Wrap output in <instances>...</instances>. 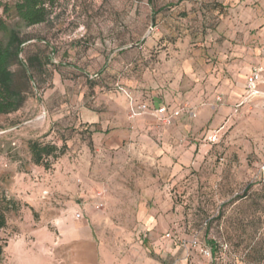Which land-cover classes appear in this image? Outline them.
<instances>
[{
    "label": "rangeland",
    "instance_id": "obj_1",
    "mask_svg": "<svg viewBox=\"0 0 264 264\" xmlns=\"http://www.w3.org/2000/svg\"><path fill=\"white\" fill-rule=\"evenodd\" d=\"M115 1L79 0L71 9L63 0L54 24L20 28L24 55L37 54L46 62L44 70L32 69L45 91L38 97L30 89L24 107L0 119L4 254L10 249L39 253L47 264H138L146 261L144 253L164 261L170 256L164 243L145 237L150 233L141 227L139 214L144 207L164 214V202L170 200L168 214L177 221L170 223L171 237L166 232L163 237L171 247L187 255L182 242L200 233L202 220L211 219L206 241L213 236L224 240L228 250L209 264H264V179L258 178L264 162V107L254 101L236 109L247 74L264 62L259 30L251 29L249 21L234 18L222 26L213 18L206 45L199 41L203 19L194 4L174 16L147 18L135 13L138 0ZM183 1L191 0H166L168 7ZM15 2L0 0V18H7L4 5ZM8 19L18 22L13 12ZM116 46L125 49L113 60L133 67L105 65ZM161 65L163 75L171 69L179 73V90H171L170 80L159 89L140 86ZM12 70L25 75L20 65ZM117 83L137 92L138 104L157 98L171 110L184 109L166 127L167 139L179 152H166L169 164L139 153L134 127L160 124L151 115L131 118ZM160 90L169 97L154 95ZM87 113L101 114L104 121L90 126L83 121ZM31 142L54 144L64 153L38 165ZM81 208L85 219L78 221L75 213ZM185 214L187 228L180 223ZM190 254L191 259L196 253Z\"/></svg>",
    "mask_w": 264,
    "mask_h": 264
},
{
    "label": "crops",
    "instance_id": "obj_2",
    "mask_svg": "<svg viewBox=\"0 0 264 264\" xmlns=\"http://www.w3.org/2000/svg\"><path fill=\"white\" fill-rule=\"evenodd\" d=\"M90 1V0H86ZM116 4L122 5L123 0H116ZM136 7H135V13L143 16V17H150V18H167L168 15L174 16L177 13L180 12H186L191 9L193 4L196 7V12L200 16V18L203 19L202 27H201V34H199V41L203 44H208V38H212L210 29H209V22L210 19L217 18L218 20L223 21L221 25L223 26L224 23L228 24L230 20L232 19H240L244 21H249L251 29H258V35L257 41H259V45L263 43L264 39V0H191V1H183L179 4V6L176 7H168V2L166 0H160L159 6L155 5V0H138L135 1ZM250 5H255L254 8H250ZM120 9L122 7L119 6ZM169 10V11H168ZM44 25V24H43ZM125 48H118L115 47V51L113 55H110L108 59H105V65L112 66V65H118L127 68L133 67V64H118L117 60H113V56L117 55L122 52ZM263 56H264V48H263ZM171 65V64H170ZM188 65H185L187 67ZM261 66L264 68V62H260L259 64H256L253 67ZM167 67V66H163ZM154 75L150 76L148 73L146 74V83L142 84L140 83V86H143L147 89L156 88L159 89V87H166V81L170 80L169 86L171 87V90L177 91L180 89V85L178 84V81H175V77L179 78V73L174 72V70H170L165 72L166 75H163L162 72L164 70L162 69V65L155 68L153 71ZM183 71H180V74L183 75ZM250 73V71H249ZM248 73V74H249ZM247 74V75H248ZM178 75V76H177ZM192 77H195L197 79L200 75L196 74L194 71L192 74H190ZM155 77V78H154ZM247 77V76H246ZM137 79H134L135 83H138L136 81ZM127 81V79L122 80ZM163 83V84H162ZM118 84V83H117ZM128 90V89H127ZM131 92V91H130ZM119 93V92H118ZM157 93H164L166 96L169 97L168 92L161 91L160 92H154V95H157ZM121 96L125 97L123 94L119 93ZM135 99L137 100V92H132ZM126 98V97H125ZM127 99V98H126ZM153 104H149L148 107L149 110L146 115H151L154 117V111L155 109L166 106L164 103H160L159 99L154 98ZM154 105V108L151 111V106ZM168 108V107H167ZM169 109V108H168ZM169 111H172L169 109ZM101 114L96 113H87L83 114V121L84 123L89 124L90 126H95L101 123ZM156 120V118L154 117ZM104 121V119H102ZM158 122V121H157ZM103 123V122H102ZM160 125H154L149 126L146 124H138V127L135 126V130L133 132V140L137 143V147L139 149V153H143V157H146L149 161H156L157 159L161 158V162L164 164H169L171 162V159L169 158L168 153H175L176 148H174L175 145H173L170 140H168V135L166 131V127H163L160 122H158ZM104 124V123H103ZM108 124V122H106ZM161 126V127H160ZM150 134V135H149ZM152 137L149 138V136ZM160 145L163 146V148H160ZM176 149V150H175ZM166 152H168L166 154ZM179 153V152H176ZM158 161V160H157ZM161 202H164L161 199ZM164 214H160L161 212L156 211H149L145 207L141 209L139 214V220L141 221V227L146 230V232L150 233L149 235H145V237H148L153 244L160 245L164 243L163 248L165 251H168L169 257L167 260H160L159 258L152 257L145 254V260L142 263L138 264H189V260L191 262H200L202 264H209V260H206L198 255H193V258H187L186 253L183 254L181 249L179 247H171V243L168 241V239L163 237L164 232L166 234L168 233L170 229V223H175L177 221L176 218H174L173 214L169 213V210L172 209V204L170 200H167L164 202ZM187 214H185L184 221L180 222L181 225H184L185 228L189 225L187 221ZM85 219V218H84ZM183 219V215L179 218L181 221ZM81 221V220H80ZM174 226V225H173ZM164 229V231H163ZM187 239L189 236H187ZM208 235L202 234L201 239L206 241ZM211 243V242H207ZM12 245L9 247L11 248ZM0 264H47V261H45V257L42 254L34 253V252H28V251H15V250H7L5 254H3V258ZM89 264V263H88Z\"/></svg>",
    "mask_w": 264,
    "mask_h": 264
},
{
    "label": "trees",
    "instance_id": "obj_3",
    "mask_svg": "<svg viewBox=\"0 0 264 264\" xmlns=\"http://www.w3.org/2000/svg\"><path fill=\"white\" fill-rule=\"evenodd\" d=\"M67 1V6L70 8L71 0ZM78 4L79 0H75L73 8L77 9ZM62 8L63 0H16L13 6L4 5V14L7 15V18H0V119L21 110L27 101L30 89L38 97H42L45 91V88L41 87L34 78L32 69L39 66L44 70L46 62H43L37 54L24 55L25 43L20 34V28L54 24ZM11 12L14 13V18L18 21L16 24H11L8 21ZM34 42L36 41L29 43ZM40 43L45 47H51V43L46 40H42ZM50 60L55 66L60 63L58 60L57 62H53L51 58ZM15 65L24 68L25 75L23 77H18L12 70ZM29 147L33 161L38 165H43L46 159L51 157L57 159L64 153L63 149H59L54 144L31 142ZM203 221L199 228L200 237L202 234L208 235L210 230V224L203 229ZM6 225L5 211L0 206V230L4 229ZM3 254L4 246L0 244V263Z\"/></svg>",
    "mask_w": 264,
    "mask_h": 264
},
{
    "label": "built area",
    "instance_id": "obj_4",
    "mask_svg": "<svg viewBox=\"0 0 264 264\" xmlns=\"http://www.w3.org/2000/svg\"><path fill=\"white\" fill-rule=\"evenodd\" d=\"M75 0H71L70 8H73ZM52 57L55 56L54 54L51 55ZM53 62H57L56 59L52 58ZM117 91L123 94L129 103V110H130V117L137 118L142 117L147 114L149 107L147 104H138L137 100L135 99L132 92L127 90L124 87H121L119 84L117 85ZM244 98L241 102L236 105V109L242 107L245 103H252L254 101L260 102L263 104L264 107V68L261 66L253 67L250 70V73L246 77L245 82V90H244ZM216 101L218 103H222L223 99L221 96H217ZM184 109L180 110H172L166 106H161L154 111V117L158 122L162 124L163 127H171L175 120H177L183 114ZM191 118L197 117V113L194 111H187ZM217 136L214 135L212 141H215ZM258 178L260 180L264 179V162L260 167V171L258 174ZM100 205L103 206L104 204L101 202L103 200V193H99L98 195ZM85 218V208L79 209L75 213V219L80 221ZM211 219L204 220L202 223L203 229L207 228L210 224ZM167 238H170L171 235L167 234ZM209 241L213 242V246H209L206 241H203L200 237V233L195 234L192 236L188 241L182 242V247L187 249L188 254L187 258L191 256L190 251L195 252L198 256L209 260V263H213L218 261L217 255L221 258L220 255L223 252L228 250V245L224 242V240H218L216 237L210 238ZM215 249H218V253L215 252ZM194 264H202L200 262H195Z\"/></svg>",
    "mask_w": 264,
    "mask_h": 264
}]
</instances>
